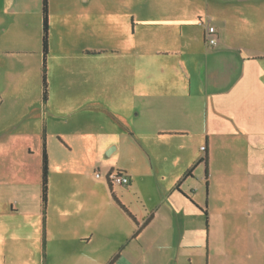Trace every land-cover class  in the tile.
Wrapping results in <instances>:
<instances>
[{
    "label": "crops",
    "instance_id": "0c3cea01",
    "mask_svg": "<svg viewBox=\"0 0 264 264\" xmlns=\"http://www.w3.org/2000/svg\"><path fill=\"white\" fill-rule=\"evenodd\" d=\"M42 22L0 0V264H217L216 205L230 264H264V0H47L45 103Z\"/></svg>",
    "mask_w": 264,
    "mask_h": 264
},
{
    "label": "rangeland",
    "instance_id": "374dc122",
    "mask_svg": "<svg viewBox=\"0 0 264 264\" xmlns=\"http://www.w3.org/2000/svg\"><path fill=\"white\" fill-rule=\"evenodd\" d=\"M10 66H11V71H16L19 73L29 68V65H25V70H24L22 67L24 65H18V64H13V63H11ZM209 115H211L210 112H209ZM92 116H94L92 117V119L94 120L103 119L102 113L97 112V113L92 114ZM76 117L77 116L75 115H72V117H70V116L63 115L62 113H58L56 120L64 122L67 119H70L68 121H71L75 119ZM61 125L64 126V124H61ZM203 144H205L204 139H203ZM224 146L226 150L225 149L223 151L218 150L221 155V159L217 160L216 163L214 164V170L217 173H216V179H214L215 184L212 187V192L215 189L216 185L219 188L218 190L215 189L216 191L212 193L211 199H214L212 201L216 203L218 200L217 198H219V201L223 200L224 203L229 204L230 206V178H227L228 176H230V146L229 145H224ZM202 152L204 153V151ZM204 191L205 190H202V192ZM242 194L243 193H241V195ZM239 198H242V197H239ZM225 211H227L226 206L223 207V205H216L212 209L213 218L210 222V225L213 231V240L219 252L218 253L219 255L215 258L217 264H230V213L229 215H225L224 214ZM213 260H214V257H213Z\"/></svg>",
    "mask_w": 264,
    "mask_h": 264
},
{
    "label": "trees",
    "instance_id": "16d2710c",
    "mask_svg": "<svg viewBox=\"0 0 264 264\" xmlns=\"http://www.w3.org/2000/svg\"><path fill=\"white\" fill-rule=\"evenodd\" d=\"M42 53H43V62H42V101L45 103L47 99V80H46V54H47V0H42ZM205 149V147H204ZM203 161L205 163V176L207 177V166H208V157L204 155L202 159L198 162ZM190 167L185 175H190L194 167ZM47 182H48V159L45 150V139L43 140V149H42V174H41V200H42V209L45 208L46 198H47ZM204 214L207 215V211L203 210ZM131 216V215H130ZM131 218H133L131 216ZM134 219V218H133Z\"/></svg>",
    "mask_w": 264,
    "mask_h": 264
},
{
    "label": "built area",
    "instance_id": "2783aa9c",
    "mask_svg": "<svg viewBox=\"0 0 264 264\" xmlns=\"http://www.w3.org/2000/svg\"><path fill=\"white\" fill-rule=\"evenodd\" d=\"M215 34H216V31H215V28L213 26H208L206 28L205 38H206V42L209 45L214 46L217 44V38H216ZM201 149L204 150V146H202ZM95 176L99 178L101 176V174L99 172H96ZM105 178L107 179V181H110V182L116 183V184L127 185L129 183L128 176L125 174H122L118 171H109L106 174Z\"/></svg>",
    "mask_w": 264,
    "mask_h": 264
}]
</instances>
